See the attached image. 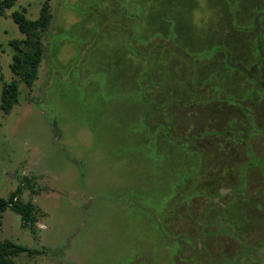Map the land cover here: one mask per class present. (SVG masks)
I'll return each mask as SVG.
<instances>
[{
  "label": "rangeland",
  "instance_id": "374dc122",
  "mask_svg": "<svg viewBox=\"0 0 264 264\" xmlns=\"http://www.w3.org/2000/svg\"><path fill=\"white\" fill-rule=\"evenodd\" d=\"M42 1L16 0L0 16V95L1 76L15 78L8 41L24 38L10 13L24 9L35 19ZM112 1L49 0L52 19L38 77L30 89L20 84L19 101L9 113L0 108V197L22 185L20 198L37 207L32 230L21 226L18 214L4 210L0 239L45 250L22 253L16 264H130L136 255L172 264L173 258L190 261L196 253L171 235L193 223L187 200L206 221L203 195L219 179L205 183L199 157L172 142L164 126L146 124L137 79L150 59L127 47L129 31L122 26L129 19L116 13ZM122 6L139 15L140 40L169 50L168 99L180 96L173 91L188 77L195 87L207 80L213 94L240 100L261 92L243 69L259 58V32L264 43V0H122ZM186 58L192 60L188 67ZM179 120L196 123L185 114L178 125ZM250 146L255 157L264 158V133ZM216 165L211 169L228 174L226 164ZM246 168L239 162L234 172L241 179L252 173ZM254 189L227 214L236 221L232 227L229 217V230L255 259L229 264H264V247L258 248L264 210L256 208L258 198L264 203V192ZM215 210L207 217L213 219ZM224 239L215 250H243ZM197 257L217 261L204 249Z\"/></svg>",
  "mask_w": 264,
  "mask_h": 264
},
{
  "label": "trees",
  "instance_id": "16d2710c",
  "mask_svg": "<svg viewBox=\"0 0 264 264\" xmlns=\"http://www.w3.org/2000/svg\"><path fill=\"white\" fill-rule=\"evenodd\" d=\"M15 1L0 0V16H4L6 10L13 7ZM113 1L116 13H120L122 19H129V24L125 27L122 26L129 31L127 47L133 55L150 59L151 65L142 70L137 79L138 94L141 102L145 105L142 116L146 118V124L151 127L164 126L166 134L172 142L192 153L194 157L197 155L200 159L198 174L206 178H203L205 183L210 182L213 176L219 179L216 184L222 182V178L217 176L218 171H214V167L211 169L212 165H221V163L228 166L227 175L234 171L239 162L247 168L259 164L260 172L264 176V161L256 160L250 146L253 137L264 133V43L261 32L258 33L259 58L252 66L243 69L244 75L248 79L258 82L262 88L255 97L240 100L222 92L213 94L208 87L207 80L195 87L188 77L182 83L178 82L179 89L173 91L175 94L180 93V96L168 99V94H170L168 88L169 50L161 49L160 45L140 40L139 15L135 11L133 14L128 13L122 6V0ZM10 17L19 31L24 34V38L8 41V46L12 50L10 70L15 78L7 81L1 76L0 108L5 114L9 113L12 107L18 103L20 84L30 89L38 77L40 63L45 57L46 50L43 37L48 31L52 19L50 2L49 0L42 1L39 14L35 19L28 18L24 9L13 10ZM177 50L180 52L174 51V53L182 57V50ZM186 64V67L190 66L192 60L186 58ZM183 114L195 119L194 127L191 124L185 125L180 120L179 125L176 124V120L180 119ZM248 155L253 156L252 161L248 160ZM25 180L32 188L30 180L27 178ZM22 188V185H19L6 198L0 197V215L8 208L19 215L22 227L32 230L37 222V207L30 199L24 201L20 198ZM184 203L187 204V209L188 200ZM165 228L167 227H163L164 231ZM176 232H180L179 237L182 236V231L176 230V235L172 234L171 236L177 237ZM198 236L203 238L200 234ZM199 240L204 242L202 239ZM194 249H196V253L193 259L190 261L178 259L176 261L173 258L172 264H211L212 261H202L197 257L204 249V245L199 246L196 240ZM204 251L206 252L205 249ZM22 253L36 255L45 253V250L28 247L11 239H0V264H16L15 258ZM141 261L143 264H154L153 260L147 257H142Z\"/></svg>",
  "mask_w": 264,
  "mask_h": 264
},
{
  "label": "flooded vegetation",
  "instance_id": "af4514ba",
  "mask_svg": "<svg viewBox=\"0 0 264 264\" xmlns=\"http://www.w3.org/2000/svg\"><path fill=\"white\" fill-rule=\"evenodd\" d=\"M255 158L257 161H264V158ZM248 169H252V173L247 174L245 172L243 178L240 179L239 176L234 173V171L231 172V174L227 175L226 173H223L224 168H221L219 171L220 174H218L217 176L222 178V182L211 186L210 192L208 190V192L203 195L206 208V210H204V216L206 221L204 222L193 213L195 204L189 203L188 208L186 210H189V218L195 225H193L192 223V225L187 231H182L181 237H179L180 232H177L176 238L184 239L192 247H194L196 240L197 244L199 246H202L199 239L204 240V244H202L204 245V249L206 250L207 254L210 255V257H214L215 259H217L214 264L236 263L242 261L244 258H249L251 260L255 259L252 255V249H246L243 241L239 239L235 232L232 233L231 230H229L230 226H228V220L229 217H231L232 215L227 214L229 212L228 207L237 202L236 200H238L239 198H244L250 188H256L254 189V194L256 190L262 193L264 192V176L260 172L259 164L255 165L252 168H246V170ZM263 204L264 203L260 201V198H258L256 208L264 210ZM221 207L225 208V210L222 211ZM213 209H216V212L215 215H213V219H210L207 217V214L210 213L209 211ZM262 214L263 218L264 212ZM230 220L232 227H235L236 221L234 220L233 216ZM207 221L210 224L209 228H206L207 226H204L205 224H207ZM221 229L225 230L226 232H217ZM198 234H200L203 238H200ZM224 238H226L225 244L228 243L227 238H230L231 241L235 243V246H242L243 250L236 249L235 253H232L227 249L215 250L214 248L218 246V239H221L223 242V240H225ZM262 241H264V239ZM261 242L258 248L264 247V243ZM138 256L139 255H136L134 259L130 260V264H143L141 261L142 257Z\"/></svg>",
  "mask_w": 264,
  "mask_h": 264
}]
</instances>
